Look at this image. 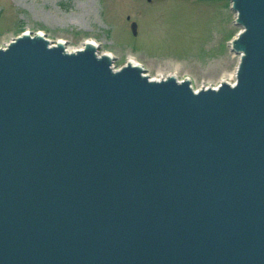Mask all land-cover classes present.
<instances>
[{
	"label": "water",
	"instance_id": "1",
	"mask_svg": "<svg viewBox=\"0 0 264 264\" xmlns=\"http://www.w3.org/2000/svg\"><path fill=\"white\" fill-rule=\"evenodd\" d=\"M232 2L218 88L89 40L0 47V264H264V0Z\"/></svg>",
	"mask_w": 264,
	"mask_h": 264
},
{
	"label": "rangeland",
	"instance_id": "2",
	"mask_svg": "<svg viewBox=\"0 0 264 264\" xmlns=\"http://www.w3.org/2000/svg\"><path fill=\"white\" fill-rule=\"evenodd\" d=\"M232 0H0V47L24 32L69 51L91 40L116 68L129 59L153 79L176 73L195 90L236 82L241 26ZM130 16V19H128ZM138 23L134 33L131 22Z\"/></svg>",
	"mask_w": 264,
	"mask_h": 264
},
{
	"label": "bare ground",
	"instance_id": "3",
	"mask_svg": "<svg viewBox=\"0 0 264 264\" xmlns=\"http://www.w3.org/2000/svg\"><path fill=\"white\" fill-rule=\"evenodd\" d=\"M89 41H91V40L89 39ZM92 42H93V41H92ZM94 43H95V42H94ZM239 56H240V55H239ZM129 61H131V62H136V61L133 60V59H129ZM169 75H171V76H176V77H177L176 73H174V72H173V73H170ZM169 75H168V76H169ZM157 79H158V78H157ZM224 81H225V80H224ZM230 83L233 84L234 82L230 81ZM217 87H219V85H218V86H215V88H217Z\"/></svg>",
	"mask_w": 264,
	"mask_h": 264
},
{
	"label": "flooded vegetation",
	"instance_id": "4",
	"mask_svg": "<svg viewBox=\"0 0 264 264\" xmlns=\"http://www.w3.org/2000/svg\"><path fill=\"white\" fill-rule=\"evenodd\" d=\"M128 19H130V16H128ZM134 22L137 24V31H138V23H137V21H135V20H133V21L131 22V29H132V25H133ZM132 31H133V29H132ZM136 33H137V32H136Z\"/></svg>",
	"mask_w": 264,
	"mask_h": 264
},
{
	"label": "built area",
	"instance_id": "5",
	"mask_svg": "<svg viewBox=\"0 0 264 264\" xmlns=\"http://www.w3.org/2000/svg\"><path fill=\"white\" fill-rule=\"evenodd\" d=\"M234 83H235V82H234ZM234 83H233V84H234ZM213 87L215 88V86H213ZM217 88H218V87H217Z\"/></svg>",
	"mask_w": 264,
	"mask_h": 264
}]
</instances>
